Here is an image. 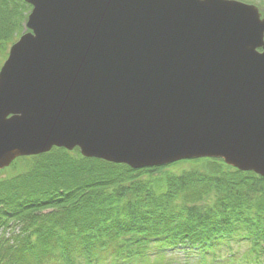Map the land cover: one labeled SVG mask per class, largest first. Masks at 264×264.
Masks as SVG:
<instances>
[{"label":"water","instance_id":"water-1","mask_svg":"<svg viewBox=\"0 0 264 264\" xmlns=\"http://www.w3.org/2000/svg\"><path fill=\"white\" fill-rule=\"evenodd\" d=\"M0 68V171L53 148L264 179V14L235 0H26Z\"/></svg>","mask_w":264,"mask_h":264},{"label":"trees","instance_id":"trees-1","mask_svg":"<svg viewBox=\"0 0 264 264\" xmlns=\"http://www.w3.org/2000/svg\"><path fill=\"white\" fill-rule=\"evenodd\" d=\"M30 10L26 0H0V65ZM10 170L0 178V229L15 222L20 233L11 244L0 239V264H103L107 256L144 264L177 253L215 264L236 241L250 242V264L264 262V179L221 159L133 170L53 148L0 176ZM210 196L211 206H195Z\"/></svg>","mask_w":264,"mask_h":264},{"label":"rangeland","instance_id":"rangeland-1","mask_svg":"<svg viewBox=\"0 0 264 264\" xmlns=\"http://www.w3.org/2000/svg\"><path fill=\"white\" fill-rule=\"evenodd\" d=\"M241 3L254 5L259 10V13L262 15L264 14V0H235ZM17 39V38H16ZM10 48V47H9ZM9 50V49H8ZM8 51L6 52L7 57ZM5 57V59H6ZM4 59V61H5ZM3 61V62H4ZM2 62V64H3ZM0 65V68L2 66ZM191 161V160H190ZM192 165V164H191ZM189 164H181L174 167H171L167 169V171H174L178 172L180 170L187 169L188 167H191ZM14 173V171L10 170L8 173H3V175L0 176V178H6L10 176L9 174ZM214 197L210 196L209 198H203L202 200L195 203V206H201V207H208L211 206L213 202ZM20 233L19 226L15 222H9L8 226L0 229V239L7 240L9 244L12 243V238L15 236H18ZM250 250V242L249 241H236L232 242L229 247H223L219 253L218 257L216 259L215 264H250L252 254L249 253ZM107 256V261L103 264H122V261L119 259V261H116V256ZM59 260L54 261L53 259H49L48 261H45L43 264H55L58 263ZM144 262V260H143ZM250 262V263H249ZM85 263V260L82 262ZM144 264H200L197 262L196 256H184L182 253L177 254H168L164 257L163 260L159 263L155 258L150 257L148 260L145 261ZM259 264H264L262 260L260 259Z\"/></svg>","mask_w":264,"mask_h":264}]
</instances>
